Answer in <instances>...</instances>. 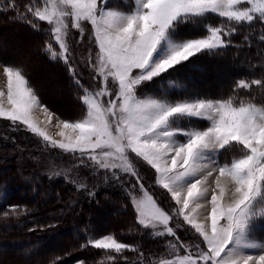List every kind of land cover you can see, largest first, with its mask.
Returning a JSON list of instances; mask_svg holds the SVG:
<instances>
[{
    "label": "snow or ice",
    "instance_id": "6c2138e0",
    "mask_svg": "<svg viewBox=\"0 0 264 264\" xmlns=\"http://www.w3.org/2000/svg\"><path fill=\"white\" fill-rule=\"evenodd\" d=\"M5 10L45 33L42 51L72 73L84 113L72 121L57 118V139L36 119L40 110L51 125L55 114L42 104L26 70L3 65L0 119L70 154L78 162L73 170L89 168L117 181L122 175L135 178L128 196L137 225L152 237L171 238L163 252L147 259L114 233H93L81 248L101 250L98 264L127 260L125 251L138 254L137 264H264V239L257 237L264 230V102L257 101V93H264V70L236 80L231 94L217 98L182 96L178 82L168 79L193 58L229 47L244 28L249 47L252 36L264 45V0H130L122 7L111 0H29L23 12L15 0H5L0 11ZM214 17L219 23H209ZM189 25L202 34L182 35ZM73 31L79 33L77 43L88 33L95 46L82 57L93 74L92 87L76 79ZM257 55L264 69V50ZM153 83L163 85L159 95L144 91ZM197 121L207 126H194ZM233 149L238 155L221 162ZM139 162L154 170L172 209L144 187ZM77 186L95 196L83 179ZM205 206L209 210L201 219ZM19 208L11 211L20 214ZM181 229H190L199 242L182 240Z\"/></svg>",
    "mask_w": 264,
    "mask_h": 264
},
{
    "label": "trees",
    "instance_id": "16d2710c",
    "mask_svg": "<svg viewBox=\"0 0 264 264\" xmlns=\"http://www.w3.org/2000/svg\"><path fill=\"white\" fill-rule=\"evenodd\" d=\"M3 2L5 0H0V4ZM15 2L23 12L24 5L29 3V0ZM125 2L130 0H119L115 4L122 7ZM209 23H219V20L214 17ZM46 27V23L42 22L41 28ZM180 31L184 36L202 34V30H197L192 25ZM247 34L248 29L244 28L234 34L231 45L219 53L199 55L187 65L179 66L178 70L168 77L180 85L176 91L182 96L197 94L212 98L226 97L231 94L236 80L258 76L264 69L259 66L260 58L257 52L264 50V45L258 41L257 36H252L249 47L244 40ZM45 39V33L37 32L27 23L18 20L15 11H0V61L5 65L23 67L41 102L56 112L61 119H78L84 113L83 105L77 99L81 90L67 66L62 62L50 61L42 51ZM13 44H19L22 50L17 54L10 53L11 58L6 50L13 52ZM79 50L75 55L81 53L86 56L87 50L80 53ZM19 58L24 62L17 63ZM251 65L257 67L253 68ZM222 67H226L227 72L220 81L215 73ZM37 76L45 83L48 82L46 80L52 83V87L47 85L51 88L49 93L60 94L63 101L64 97L68 99L70 96L68 100H74L70 102L76 107V111L71 110V105L63 106L55 100L56 96H45L43 87L38 85L40 81L35 79ZM76 79L86 87V81L82 76L80 79L78 72ZM54 86L57 94L52 90ZM67 86L71 95L65 91ZM161 87L162 84L153 83L146 86L144 91L159 95L158 89ZM246 94L241 90V95ZM173 98L179 99L181 96ZM46 99H50V102ZM257 101L264 102V93H257ZM194 126L206 127L207 122L197 121ZM41 143L40 138L32 135L25 127L17 128L10 121L0 119V264H52L57 257L61 258L57 264H98L104 255L101 250L91 246L81 248V245L86 243V238L93 233L96 237L114 233L119 240L139 247L148 258L164 251L165 243L161 239L150 237L137 225L132 203L127 196L116 190L102 191L93 199L83 195L76 188L78 186L74 179L78 178L74 173L55 174L53 169L58 167L61 160L58 156L50 160L43 155L41 149L43 150L44 146ZM232 155H238L235 149L224 152L221 162ZM81 179L88 186L96 182L88 172L80 175L79 181ZM105 204H113L110 206L114 210L113 214L112 210H107V215L113 217V221L108 224L105 222L102 226L101 221L104 220L99 215ZM17 205L20 206L17 210L20 214L11 211L13 206ZM4 212L9 215L4 216ZM68 235H72L71 242L64 243L62 238ZM53 245H57V250L51 249ZM12 253L14 257H10ZM123 254L128 258V262L118 259L116 264H137L139 257L136 252L125 251Z\"/></svg>",
    "mask_w": 264,
    "mask_h": 264
},
{
    "label": "rangeland",
    "instance_id": "374dc122",
    "mask_svg": "<svg viewBox=\"0 0 264 264\" xmlns=\"http://www.w3.org/2000/svg\"><path fill=\"white\" fill-rule=\"evenodd\" d=\"M118 1L119 0H111V2L114 3V4L117 3ZM89 28H90V26H89ZM72 36H73L72 46H73V50H74V55H75V52H77L79 50L78 47H81L82 48L81 50H79V53L80 52H83L84 50H87V54H88V50H91L93 53L96 51L94 44L89 42L88 33H86V35L84 37V40H83V43H77V41L80 40V36H79V33L78 32L73 31ZM12 49L14 50L13 52L11 51V49H10L11 52H8V50H6V52L8 53L9 56L11 54H13V53H16L17 54L18 52H20L22 50V48L19 47V44H13V48ZM75 57H76V68H77V72H78V75H79L80 79H81V76H82L83 77V80L86 81V83H85L86 84V87H92V86H94V83L95 82L92 79V75L93 74H92L91 70L85 68L84 65H83L82 57H84V56H82V54L80 53L78 55H75ZM3 65H5V64H3L0 61V87H3V85L5 83V77L3 76ZM226 72H227L226 71V67L225 68L222 67L219 70H217V72L215 73V75L217 76V79H219L221 81V79L226 75ZM35 79H36V81H40L41 82V83L39 82L38 85L40 87L42 86L44 88V91L43 92L47 96L46 93L47 92L49 93L50 92L49 90H51V88L50 87H47V85L50 86L51 82L50 83H48V82L45 83V81H41L40 80L41 78L39 76L35 77ZM75 82H76V80H75ZM47 88H50V89H47ZM68 88L69 87L67 86L66 92L69 91L68 93H70V95H71V92H70V90ZM51 93H53V92H51ZM51 93L48 96H51ZM52 96H56V95L53 93ZM55 100H58L62 104L63 103H66L68 101L67 100L65 102V100H64V102H62V97H60L59 94H57ZM63 105L65 106L66 104H63ZM47 108L52 113H54L55 116H56V117L55 116L53 117V123L51 125L46 124V116L40 110H37V112L35 113L36 119L38 121H40L42 125H44V126L47 127V129H48V131H49V133L51 135H53L57 139H59V137L56 136V133L59 131V129H57L55 127V124L57 122V118H60L61 119V117H59V115L56 112H54L53 110H51L49 107H47ZM31 134L34 135V136H36L33 133H31ZM40 140L42 142L41 144H43V146H44L43 147V150L40 148L41 149V152L43 153V155H46L50 160H52L55 156H58L59 157V160H61V162L58 165V167H56L55 169H53L54 171H56V173L57 172H62V174H65V175H69V174H72L73 175V173H74L75 176H77V178H78V179H74L75 183H77V184L79 182V176L82 175L84 172H88L91 176L94 177V180L97 182V184H96V182H94L93 185L88 186V189L91 190V191H94L95 192V196L94 197L93 196H90L88 190H81L78 187H76V188H78L79 191H81L83 193V195H85V196L90 197V198L93 199V198H96V196L98 194L102 193V191H106V190H116L120 194H122L124 196H127L129 198L128 191L129 190H132L131 189V185L135 183V178H131V177H128L126 175H122L120 181H117V180L111 179L110 177L107 178V179H105V176L103 174L94 173L89 168L77 167V168H75V170H73V165L74 164H78V162L77 161H74L73 157L70 154L64 153V152H62L59 149H53L50 146H46L44 144V142L42 141L41 138H40ZM137 168H138L139 174H140V176L142 178L144 187L146 189H148V191L154 197H156L159 202H161V201L163 202L162 206H164L166 209H169V210L172 209L174 207V202L171 200L170 196L166 193L165 190H163V189H161L160 187L157 186V184L155 182V179H154V170H152L149 166H147L143 162L137 163ZM65 169H67L69 171L68 172H63L62 170H65ZM90 200L91 199H89V201ZM113 200H114V198H113ZM129 200H130V198H129ZM111 205H113V204H110V205L109 204H105L104 207L102 208V212L99 215V217L102 220H104V221H101V225L102 226H104L105 222L108 224V223H112V221H113V217L111 218V216H108L107 215V210L108 209L112 210L111 207H110ZM208 210L209 209L207 208V206H205V208H203V209L200 210V217H201V219H203L204 214ZM113 212H114V210H112V213L111 212L110 213L113 214ZM179 235H180L181 239L182 240H185L186 242H191V243H198L199 242L196 234H194L190 229L189 230L181 229L179 231ZM149 236L152 237L151 235H149ZM71 237H72V235L64 236V238H62L63 239V242L64 243L71 242V239H70ZM257 237L260 238V239H264V230L258 231L257 232ZM152 238H154V239H161L165 243V246L168 243L169 239H171V238H168V237H152ZM121 242H123V241H121ZM53 248L55 250H57V245L51 246V249H53ZM13 254L14 253H12V255L10 257H14ZM181 254H183V253H181ZM123 256L126 257L124 254H123ZM144 256H145V254H144ZM145 258L147 259L148 257L145 256ZM13 260H16V259H13ZM123 261L124 262H128V258H127V260H124L123 259Z\"/></svg>",
    "mask_w": 264,
    "mask_h": 264
},
{
    "label": "bare ground",
    "instance_id": "6f19581e",
    "mask_svg": "<svg viewBox=\"0 0 264 264\" xmlns=\"http://www.w3.org/2000/svg\"><path fill=\"white\" fill-rule=\"evenodd\" d=\"M38 59H40V58H38ZM38 59L36 58V60H38ZM17 61H18L17 63L24 62V61H23L22 59H20V58H19ZM40 61H41V60H40ZM46 65H47V64H46ZM47 67H48V66H47ZM38 68H40V67H38ZM42 68H43V67H42ZM44 69H46V67H45ZM40 70H41V68H40ZM41 71H42V70H41ZM41 75H42V73H41ZM45 77H46V76H45ZM46 81L49 82V80H46ZM46 83H47V82H46ZM49 83H50V82H49ZM51 84H52V83H51ZM53 84H54V83H53ZM46 85H47V84H46ZM45 87H46V86H45ZM50 87H52V86H50ZM55 87H56V86H54V89L52 88V90H55L54 92H56V94H57L58 92H57V90L55 89ZM43 89H44V88H43ZM47 89H50V88H47ZM41 90H42V89H41ZM49 91H50V90H49ZM65 91H66V90H65ZM65 91H63V92H65ZM67 92H69V91H67ZM42 93H43V92H42ZM44 94H45V93H44ZM46 94H47V93H46ZM49 94H50V93H49ZM49 94H47V96H48ZM52 94H53V93H51V96H49V97H52ZM61 94L63 95V93H61ZM68 94L70 95V93H68ZM59 95H60V94H59ZM65 95H66V94H65ZM65 95H64V96H65ZM45 96H46V95H45ZM56 96H57V95H56ZM67 97H68V95H67ZM69 97H70V96H69ZM69 97H68V99H69ZM65 99H67V98L64 97V100H65ZM68 99H67V100H68ZM46 100H48V99H46ZM49 100H50V99H49ZM49 100H48V101H49ZM67 100H65V102H66ZM68 101H69V100H68ZM70 101H71V100H70ZM70 101H69V102H70ZM49 102H50V101H49ZM62 102H64L63 99H62ZM69 102H68V103H69ZM54 103H57V102H54ZM66 103H67V102H66ZM66 103H63V104H66ZM68 103H67L66 105H71V110H72V111H76V107H75V106H72V102H70V104H68ZM58 104H59V102H58ZM60 104H61V103H60ZM55 106H56V104H55ZM57 106H58V105H57ZM63 106H64V105H63ZM58 107H59V106H58ZM55 108L57 109V107H55ZM77 108H78V107H77ZM59 109H60V108H59ZM59 109H58V110H59ZM77 111H79V108L77 109ZM55 117H56V116H55Z\"/></svg>",
    "mask_w": 264,
    "mask_h": 264
}]
</instances>
